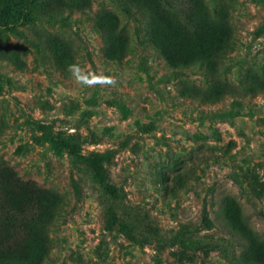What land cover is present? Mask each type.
<instances>
[{
  "label": "rangeland",
  "instance_id": "obj_1",
  "mask_svg": "<svg viewBox=\"0 0 264 264\" xmlns=\"http://www.w3.org/2000/svg\"><path fill=\"white\" fill-rule=\"evenodd\" d=\"M43 3L0 27V192L37 225L7 264H255L238 229L264 242V0Z\"/></svg>",
  "mask_w": 264,
  "mask_h": 264
},
{
  "label": "trees",
  "instance_id": "obj_2",
  "mask_svg": "<svg viewBox=\"0 0 264 264\" xmlns=\"http://www.w3.org/2000/svg\"><path fill=\"white\" fill-rule=\"evenodd\" d=\"M43 0H0V27H12L17 21L20 24H28L35 16L38 9L43 6ZM166 13V12H165ZM151 17L149 20L154 22L155 19L162 18V13L150 12ZM168 16V13H166ZM101 27L106 37L109 49L118 48V52L123 53L124 43L116 44V40L123 41V36L115 34V26L109 20V17L104 15L101 19ZM194 21L189 20L188 24L192 25ZM161 50V53L167 60L168 66L172 68H178L179 66H187L194 63L192 59H189L186 55L174 56L168 48L164 45L157 46ZM209 59L210 56H200L196 60ZM70 152L85 161L87 166L92 171L96 181L106 186V193L112 198H117L115 190L106 185L107 174L102 166L103 157H82L78 149L73 147ZM0 192V264H7L16 259L15 249L18 245H23L32 242V237L36 234V224L33 223V218L25 216H17L12 218L9 212H14L13 207L17 202L12 199L9 195H5ZM228 209L225 208V212ZM264 217V213H263ZM28 232V234H25ZM238 232L249 233L245 239L248 242L247 257L255 264H264V242L259 241L255 236L252 235L251 231L244 225ZM251 233V236H249ZM19 239V240H17ZM14 249V250H13Z\"/></svg>",
  "mask_w": 264,
  "mask_h": 264
},
{
  "label": "clouds",
  "instance_id": "obj_3",
  "mask_svg": "<svg viewBox=\"0 0 264 264\" xmlns=\"http://www.w3.org/2000/svg\"><path fill=\"white\" fill-rule=\"evenodd\" d=\"M68 71L78 84L86 87H95L97 85L114 87L117 83L114 77L103 73L88 72L80 64L68 65Z\"/></svg>",
  "mask_w": 264,
  "mask_h": 264
}]
</instances>
